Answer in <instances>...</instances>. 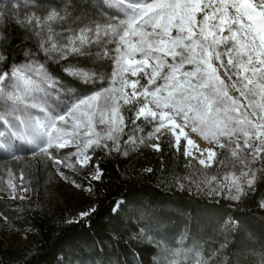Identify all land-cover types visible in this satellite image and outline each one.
Returning <instances> with one entry per match:
<instances>
[{
	"label": "snow or ice",
	"instance_id": "obj_1",
	"mask_svg": "<svg viewBox=\"0 0 264 264\" xmlns=\"http://www.w3.org/2000/svg\"><path fill=\"white\" fill-rule=\"evenodd\" d=\"M145 126L151 130L145 133ZM185 128L209 142L200 165L208 167L222 150L239 167L230 183L206 185L222 231L255 236L259 228L264 246V198L255 202L259 218L240 212L257 185L264 188V0H7L0 6V156L47 161L63 181H69L66 169L75 176L79 166L100 181L101 158L128 156L140 146L160 151L158 141L191 157L188 146L195 145ZM23 177L21 171L16 183L8 172L0 183L5 228L14 226L11 205L31 206ZM183 180L175 177V186L191 192ZM69 182L82 188L75 178ZM86 190L93 191L91 184ZM124 210L127 228L82 238L57 264H181L178 257L192 254L196 264H217L202 258L195 241L185 248L183 233L180 247L171 246L176 241H169L162 215L134 187L113 201L109 223ZM23 211L17 205L15 215ZM96 212L92 206L62 223L91 230ZM146 250L157 258L146 261Z\"/></svg>",
	"mask_w": 264,
	"mask_h": 264
},
{
	"label": "trees",
	"instance_id": "obj_2",
	"mask_svg": "<svg viewBox=\"0 0 264 264\" xmlns=\"http://www.w3.org/2000/svg\"><path fill=\"white\" fill-rule=\"evenodd\" d=\"M3 4L0 1V6ZM12 30L15 32L14 25ZM18 55L22 58V53ZM140 123L138 120L137 124ZM150 130V127L145 128V133ZM158 142L161 143L160 151L140 146L137 150L130 151L128 156L117 153L100 159V166L104 170L101 180L89 178L85 181L86 186H92L90 200L97 208V212L92 215L91 230L86 224H63L70 208L54 197L47 199L40 194L32 196L30 207L28 201H16L10 206V211L14 213V226L10 228L28 231L32 240L24 248L13 250L7 248L5 241L0 239V264H57L82 238L95 236L97 233L106 236L113 227L124 230L129 226L127 210L109 223V208L113 201L126 199L130 187H134L146 201L152 202L157 212L162 215L169 241L180 240V234L183 233L186 238L183 246L189 248L195 241L199 244L201 256L205 260L211 257L217 264H260L264 258V246L259 228L255 229V236H250L248 232L224 233L211 207L215 203L211 197L201 192L197 194L196 188L185 186V189H192L189 192L174 184L175 177H184V183L191 174L213 176L221 159V151L214 165L205 167L197 160L184 156L182 151L178 152L174 147H169L167 140ZM181 144L186 142L181 140ZM147 168H151L152 173L145 172L144 169ZM262 198L264 188L257 185L256 193L250 196L248 204L242 206L240 212H250L259 218L262 212L255 202ZM216 199L224 207H228L224 199ZM17 205L25 209L19 215H15ZM233 214L235 211L229 213ZM225 240L226 247L219 249ZM217 249L219 251L216 256H211ZM117 250L123 252L119 246ZM143 256L146 261L157 258L155 252L150 253L147 250ZM121 259L133 258L130 255H121ZM179 261L181 264H193L186 262L185 258Z\"/></svg>",
	"mask_w": 264,
	"mask_h": 264
},
{
	"label": "rangeland",
	"instance_id": "obj_3",
	"mask_svg": "<svg viewBox=\"0 0 264 264\" xmlns=\"http://www.w3.org/2000/svg\"><path fill=\"white\" fill-rule=\"evenodd\" d=\"M1 2L6 3L7 0H0ZM235 94V93H234ZM127 107V106H125ZM177 121H180L179 119ZM182 122V121H181ZM150 126H145V128H149ZM186 129V128H185ZM190 136H195L196 139L199 140L200 143H204L207 146L209 142L204 140V138L196 133H191L190 129L187 128L185 130ZM126 139V137L124 138ZM181 140H184L183 137ZM186 142V141H185ZM123 146V145H122ZM188 149H190L188 147ZM222 155L221 159L224 163H218L213 176H205V175H196L194 176L191 174L187 177L184 181L185 186H190L197 189V185H201L203 194L207 193L206 185L209 182L212 183H230L232 177L231 173L236 172L237 175L239 174V167H233L232 157L220 150ZM219 151L217 152L218 155ZM202 158L207 160L208 153L207 151L201 152ZM191 158L197 160L196 158ZM198 161V160H197ZM199 162V161H198ZM215 162V161H214ZM212 162L210 166L214 165ZM7 166V171H6ZM204 166V165H203ZM24 173L23 183L25 186L29 187L30 191L25 195L29 197L35 195H43L45 198L54 197L58 201L65 203L70 210L66 215V219H72L78 217V214L81 211H86L90 207L94 206L92 201L90 200V193L86 190L87 186L85 185V181L88 180L90 177L88 175L87 170H80V167L77 166V172L74 176L72 170L66 169L69 173V181L73 178L77 179L78 183L82 184V188H76L72 185L69 181H63L58 179L53 170L48 167L47 161H41L35 157L25 156L20 161H12L6 156H0V183L6 181L8 179V172L13 174L14 181L16 183H20L19 173ZM193 172V171H192ZM213 177H215V181H213ZM207 195V194H206ZM19 201V200H17ZM27 201V200H25ZM0 239L4 240L6 243V247L13 250H19L24 248L31 240L32 236L28 231H22L17 229H11L10 227H3V221L0 220ZM176 243L171 245L173 247H180V240H175ZM185 258L186 262L196 264L197 257L195 254L189 256H181L177 259Z\"/></svg>",
	"mask_w": 264,
	"mask_h": 264
},
{
	"label": "bare ground",
	"instance_id": "obj_4",
	"mask_svg": "<svg viewBox=\"0 0 264 264\" xmlns=\"http://www.w3.org/2000/svg\"><path fill=\"white\" fill-rule=\"evenodd\" d=\"M177 123H181V121H177ZM187 129V128H186ZM185 129V130H186ZM191 139L194 141V145L195 147L193 146H188L190 149L189 151L192 153V157L196 158L198 161L199 159H203L202 158V155H201V152L202 151H206V149L209 147L207 146L206 144L204 143H200L198 139H196L195 136H192ZM206 159V158H205Z\"/></svg>",
	"mask_w": 264,
	"mask_h": 264
}]
</instances>
